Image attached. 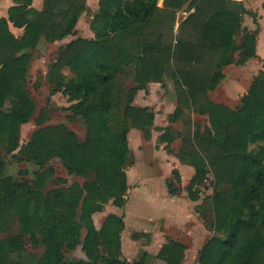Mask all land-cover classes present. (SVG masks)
<instances>
[{
    "label": "trees",
    "instance_id": "1",
    "mask_svg": "<svg viewBox=\"0 0 264 264\" xmlns=\"http://www.w3.org/2000/svg\"><path fill=\"white\" fill-rule=\"evenodd\" d=\"M159 1L100 0L91 22L95 38H78L62 46L50 68L49 82L68 97L73 117L84 120L86 139L79 140L65 125H48L37 130L19 153L40 168L59 159L69 174L94 173V183L70 192L62 216L53 215L54 204L43 193L49 172L36 178L34 188L15 182L4 176L1 152L10 142L9 151L17 149L20 128L32 116L34 101L26 82L34 52L43 40L55 43L75 35L87 0H45L42 11L31 8V0H15L9 18L0 20V231L13 211L35 246L36 236H43L47 252L39 264H129L122 257L124 219L112 213L97 230L91 216L109 200L119 208L126 205L129 132L131 128L148 132L155 121V112L135 106V98L167 71L175 78L179 98L169 123L181 118L182 105L208 116L204 131L189 126L178 154L195 170L187 189L191 200L200 199V187L209 174L214 178L212 197L197 211L216 234L203 248L198 264H264V71L254 77L235 109L209 98L224 79L223 68L258 58L259 27L254 32L243 27V15L249 12L240 2L193 0L188 8L195 11L179 25L181 38L173 47L164 42V29H175L186 0H164L162 7ZM10 23L24 29L21 38L11 32ZM173 62L182 67L170 70ZM129 69L135 72L136 85L126 89ZM115 119L121 121L120 129L112 124ZM170 128L161 137L168 146L174 140ZM83 226L87 231L83 251L89 261L68 262L65 251L81 244ZM14 248L23 250L24 238L0 240V264H8ZM185 256L186 247L170 239L157 258L183 264ZM145 257L135 264H146Z\"/></svg>",
    "mask_w": 264,
    "mask_h": 264
},
{
    "label": "rangeland",
    "instance_id": "2",
    "mask_svg": "<svg viewBox=\"0 0 264 264\" xmlns=\"http://www.w3.org/2000/svg\"><path fill=\"white\" fill-rule=\"evenodd\" d=\"M192 1L186 0L184 8L178 12L175 29L171 30L168 26L164 29L165 43L171 44L173 47L177 45V41L181 38V35L177 33L179 25L189 15L194 13L193 10L195 11V9L190 10L188 8ZM162 4L163 0H160L159 6L162 7ZM99 9L100 7L96 9L94 17ZM84 13L80 16L78 24L81 34L77 32L68 41L78 38L87 40L95 38V33L91 29L93 19H90V16H87V14L83 15ZM247 19L251 21L253 17L248 16ZM252 26L255 30L258 28L254 24ZM89 29L94 33L91 39L89 38L90 36L85 34ZM255 30H252V32ZM61 47L59 44H54L50 49L48 47L41 48L37 52H34V58L30 64V71L26 82L30 98L34 101L32 116L30 121L20 128L17 149L13 152L9 151L10 146L13 145V142H10L4 145L1 152L2 160L5 163L4 176L11 177L15 182H28L34 188L36 178L44 171L49 172L50 176L43 193L54 204L53 215L55 216L66 214L68 207L66 203L70 199V192L72 194L75 187H83L86 183L95 182L94 173H88L84 177L69 174L59 159H53L45 168H40L35 163L24 160V157L19 153L24 146L31 142L37 130L48 125H65L69 130L76 133L79 140L84 141L86 139L87 127L84 120L81 117H73L72 112L69 110L72 103L69 102L68 97L48 80L50 68L58 59ZM260 63H263V60L260 59ZM259 65L261 67L262 64ZM239 66L242 65L233 64L223 68L224 80L221 81L216 90L209 92V98L212 101L222 103L232 109L241 105V99L246 94V89H249L250 82L257 75L253 77L252 73H250V71H255L252 66L250 69H244L243 73L239 74L237 70ZM179 67L182 66L176 65L174 62L169 66L170 70H176ZM132 69L126 71L124 76V87L126 89L136 85L133 76L135 72ZM261 71L264 70H260L258 74ZM66 73H68V70H66ZM237 76L240 78L237 79ZM135 102L136 106L144 107V105H148L147 107L155 112L154 126L148 132L131 128L129 132L130 155L125 167L128 177V191L126 195L130 199L129 204L134 203L136 212L143 215L138 220H140V224L144 226V229H148V231L143 232L141 231L143 230L142 228L138 232L133 231L132 235L129 232L128 234H124L125 227L129 229L133 225L134 217L128 214L129 208L127 203L124 207L119 208L113 204V200H109L106 203L101 201L103 203V206L101 205L102 210L94 212L91 216L93 224L97 230H100L109 215L112 213L116 214L115 212L124 219V229L122 231L119 229V232L121 231L122 257L125 260H131L129 264L137 263L147 253L151 255H149L150 257H145L146 264H156L157 255L162 248L159 245L161 243L162 245L166 244L170 239H178L186 247V252L190 250L187 264H198L203 248L216 233L206 227L204 220L195 209L194 211L191 208L187 210L188 207L186 206L189 205L187 189L191 179H187L189 178L187 172H180L179 169L183 163L180 161L178 154L182 147L183 136L187 133L189 126L194 124L193 130L197 127V130L204 131L209 124L208 117L194 113L186 105H182L183 113L181 118L176 123H169V112H174L179 106L175 78L170 71L164 74L160 82H149L146 91L138 93ZM112 124H114L115 128L120 129L119 125L121 126V121L115 119ZM167 127H171L170 133L174 138L170 146L161 141V137ZM253 147L254 145L251 146V148ZM200 191L202 193L203 204H205L209 196L212 197L214 192V178L212 174H209L206 183L200 187ZM154 195L175 197L176 203L185 206L187 213L185 212L186 214L181 218L179 216L173 217V221L170 222H168L169 217L154 216L156 215L154 210L162 204V199ZM83 196H86L85 192ZM152 196L157 198V200L154 201ZM31 206L33 207L34 204L31 203ZM92 206L94 207V204ZM155 217H157L156 220H154ZM81 218L82 211L80 206L77 210L75 221L80 223ZM181 219H183L182 222ZM86 234L87 231L85 226H83L80 233L81 244L74 250L68 249L65 251L66 261H89L86 253L83 251ZM154 235H159V237L153 238ZM15 236L24 238V249L16 250L17 248H14V251L8 256L7 263L39 264V261L47 252L43 236H36L38 246H35L31 236L25 234L22 229V225L19 223L16 214L11 211L5 223L1 226L0 240H9ZM153 242L156 245L152 248L149 247ZM123 245L125 251L123 250ZM124 252H126V256ZM100 264L106 263L101 262Z\"/></svg>",
    "mask_w": 264,
    "mask_h": 264
},
{
    "label": "crops",
    "instance_id": "3",
    "mask_svg": "<svg viewBox=\"0 0 264 264\" xmlns=\"http://www.w3.org/2000/svg\"><path fill=\"white\" fill-rule=\"evenodd\" d=\"M31 1H32V4L30 6L31 8H34L35 10H38V11H42L45 9V0H31ZM234 1L242 3L244 5L245 9L249 12V13L243 15V27L252 31V30H255V28L252 26L254 24L256 26V28L259 27V30H260L259 34H258V42H257L258 58L250 59L249 61H247V63L245 65L237 67V70L239 71V74H240V73H243L244 69L245 70H247L248 68L250 69V67L252 66L255 69V71H253V72L250 71V73H252V76L254 77V76L258 75V72L260 70H264V68H262V66H264V0H234ZM163 2H164V0H163ZM99 3H100V0H87V5H86L87 11L83 15L87 14V16L88 15L90 16V19H93L94 13H96V9H98V7H99ZM15 5H16L15 0H0V20L2 18L8 19L9 18V9ZM189 9L192 10L191 8H189ZM193 9H195V8H193ZM193 12H194V10H193ZM248 16H252L253 20H251V21L248 20L247 19ZM90 19H88V20H90ZM250 22H252L251 23L252 25L250 24ZM78 24H79V22H78ZM9 25H10L11 32L17 38H21L24 35V29L23 28H17L15 26H13L12 23H10ZM77 32H79L81 34L80 27L78 25L76 28V34H77ZM85 34L90 36L89 37L90 39L92 38V35H94V33L90 29L88 31H86ZM75 35L68 36L64 40L57 41L55 43H47L46 41L43 40L40 42V44L38 46V50H40L41 48H47V47L50 49V47L53 46L54 44H59V46H65L66 44H68L72 41V40L68 41V40H70L69 38H73V36H75ZM260 59L263 60V63H260ZM259 64H262L261 67ZM238 78H240V77L237 76V79ZM251 84H252V81L250 82L249 86ZM144 91H146V90H141L140 92L142 93ZM247 91H248V88L246 89V93H247ZM146 93H148V92H146ZM146 97H148V96H146ZM135 104H136V102H134V105ZM147 106L148 105H144V107H147ZM174 112H172V113L169 112L168 116L173 114ZM179 170L181 173H184V171L188 173L187 174L189 177V178H187L188 180L192 179V177L195 174L194 168L189 166V165L182 164V166ZM154 196L162 199V204H160L159 207H157L154 210V213L156 214L154 216L169 217L168 222L173 221V217H176V216H179L180 218L183 217L187 213L186 207H188L187 210L191 208V209H193V211H194V209L197 211V208L201 207L203 204L202 195H200V199L197 201H193L189 198V200H188L189 205L186 207L183 206L182 204H177L175 199H174L175 197H171L169 195H154ZM154 196H152V199L154 201H156L157 198H155ZM188 197H189V195H188ZM179 198H181V197H179ZM181 199H183V198H181ZM126 203H127L128 208H129L128 214H130V216L134 217V220H133L134 223L129 229H128V227H125V230L123 231V233L128 234V232H129V234L132 235L133 231L138 232L142 228H143V230H141V231L147 232L148 229H144V226L142 224H140V220H138L139 218L143 217V215L139 212L138 213L136 212V208H135L134 203L129 204L130 199L128 198V196H127V202ZM115 213L118 214L117 212H115ZM198 214H199V212H198ZM156 218L157 217H155L154 220H156ZM175 220H177V219H175ZM182 221H183V219H181V222ZM172 223H174V222H172ZM157 237H159V235H154L153 238H157ZM161 237H162V234H161ZM174 240L178 241V239H174ZM155 245L156 244H154V242H153L149 247L152 248ZM159 246H163L162 243ZM123 250L125 251L124 245H123ZM189 252H190V250H187L186 258L184 260L185 261L184 264L188 263ZM147 254L151 255L150 253H147ZM124 255L126 256V252H124ZM126 261L131 262V260H129V259ZM156 264H166V263L164 261L156 258Z\"/></svg>",
    "mask_w": 264,
    "mask_h": 264
}]
</instances>
